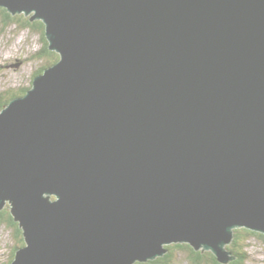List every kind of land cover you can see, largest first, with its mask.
Listing matches in <instances>:
<instances>
[{"label": "water", "instance_id": "obj_1", "mask_svg": "<svg viewBox=\"0 0 264 264\" xmlns=\"http://www.w3.org/2000/svg\"><path fill=\"white\" fill-rule=\"evenodd\" d=\"M0 7L60 56L0 109V210L25 242L8 264H137L171 243L227 264L235 228L264 234V0Z\"/></svg>", "mask_w": 264, "mask_h": 264}, {"label": "rangeland", "instance_id": "obj_2", "mask_svg": "<svg viewBox=\"0 0 264 264\" xmlns=\"http://www.w3.org/2000/svg\"><path fill=\"white\" fill-rule=\"evenodd\" d=\"M44 47L42 31L37 27H23L20 23L4 26L0 17V95L4 92L20 93L32 86L35 74L46 63L47 55L40 53ZM6 207L10 209L8 204ZM18 238L13 228L0 225V264L9 260L16 246H22ZM247 242L249 258L244 264H264V238L255 237ZM172 255L168 264H195L188 252L174 250ZM137 264L152 262L148 260Z\"/></svg>", "mask_w": 264, "mask_h": 264}, {"label": "trees", "instance_id": "obj_3", "mask_svg": "<svg viewBox=\"0 0 264 264\" xmlns=\"http://www.w3.org/2000/svg\"><path fill=\"white\" fill-rule=\"evenodd\" d=\"M0 17L2 19V23L4 26H9L15 23H20L21 26L25 27H37L39 31H42L43 34V40L45 42V47L42 49L40 52L43 55H47L46 63L45 65L37 71V74L42 73L43 70L54 64L55 62L58 61L59 55L51 51L48 46V40L45 36V25L42 21L37 20L35 22L30 20V16H27L23 13L21 14H16L13 15L10 13L6 8L0 7ZM35 77V76H34ZM34 79V78H33ZM33 83V82H32ZM24 88L22 89V92L20 93H3L0 95V109H2L6 104L9 103L11 99L17 96H22L24 95L28 89ZM5 224L9 228H13L16 231V234L19 236V241L21 242L22 245H24V238H23V233L22 229L19 226V223L16 222L13 219V216L10 212V209L8 210L7 207L0 210V225ZM255 237H262L264 238V234L258 231H254L251 229H248L246 227H238L234 229V237L232 239V242L228 245V248L233 252V255L235 256L234 259H232L229 263L227 264H244V262L249 258V253L247 251V247L249 246V243L247 242L248 240L255 238ZM20 247L19 245L15 247V250L13 249V252L9 258L8 261L3 262V264H8L11 263L15 257V252L16 248ZM165 248H167V253L163 256L157 257L156 259L150 260L152 264H168L169 259L172 258V254H174V250L176 251H184L188 252L189 258L195 262V264H202L204 263H213V264H223L220 263L216 256L212 253V251H202V250H196L194 247H192L188 243H171L168 245H165Z\"/></svg>", "mask_w": 264, "mask_h": 264}]
</instances>
